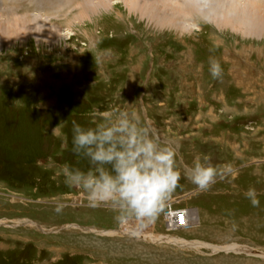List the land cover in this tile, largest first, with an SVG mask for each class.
I'll return each instance as SVG.
<instances>
[{
	"label": "rangeland",
	"instance_id": "obj_1",
	"mask_svg": "<svg viewBox=\"0 0 264 264\" xmlns=\"http://www.w3.org/2000/svg\"><path fill=\"white\" fill-rule=\"evenodd\" d=\"M103 1L0 0V33L26 25L0 43V264H264V34L218 26L195 0L180 24L156 15L179 0ZM114 110L176 149V188L153 220L130 224L157 241L119 234L110 205L64 183L61 165L88 167L72 121ZM196 156L217 169L205 191L184 175ZM169 202L196 209L191 227L166 230Z\"/></svg>",
	"mask_w": 264,
	"mask_h": 264
},
{
	"label": "clouds",
	"instance_id": "obj_2",
	"mask_svg": "<svg viewBox=\"0 0 264 264\" xmlns=\"http://www.w3.org/2000/svg\"><path fill=\"white\" fill-rule=\"evenodd\" d=\"M208 65L212 78H219L220 63L209 58ZM52 132L56 134V128ZM71 142L73 153L87 159L88 167L84 170L64 163L60 166L64 183L83 190L91 207L110 205L118 223L153 220L180 179L175 147L161 142L135 112H105L94 126L73 120ZM184 175L198 190L205 191L214 182L217 169L207 157L202 160L196 156ZM244 195L253 207L259 206L254 187Z\"/></svg>",
	"mask_w": 264,
	"mask_h": 264
},
{
	"label": "bare ground",
	"instance_id": "obj_3",
	"mask_svg": "<svg viewBox=\"0 0 264 264\" xmlns=\"http://www.w3.org/2000/svg\"><path fill=\"white\" fill-rule=\"evenodd\" d=\"M140 1L141 0L138 1V4L140 3ZM195 1H198V0H195ZM195 1H194V4L192 6L189 5L188 8L190 10L191 9L194 10L198 6L199 8L205 9L204 12L208 13L209 18L214 19L218 26H222V25L230 26V27L243 31L244 33L256 34L259 36L264 34V13L262 14L259 12L260 10H264V0H224L222 1L223 7L217 6V8L215 9L214 8L207 9L206 7H203V5ZM87 2H88L87 7H89L87 11H95V10L98 11L97 7L99 5H104V6L107 5V2L105 3V1L103 0L99 2L98 4L92 3V0H91L92 5L89 4L90 0H87ZM185 2L187 3V0H179V2H177L179 4H176L175 7L171 4L170 5L164 4L163 8H165L166 10L159 9L160 11H158L156 15L158 16L159 13L161 14L160 21L161 20L165 22L169 21L171 22V24H180L183 20L180 14L181 13L185 14V10L182 9V7H184L185 5V4L184 5L182 4ZM254 6L255 7L261 6V7L256 10L249 9ZM150 7H152V5ZM19 20H20L19 25L16 27L2 28L5 31L3 30L4 32L0 33V43L1 44L2 42L8 40L10 37L14 35H20L23 32V29L24 31H26L25 30L26 29L25 19L22 18ZM191 211L194 215V219L196 220L198 218L196 209H191ZM116 231L122 235L140 236L144 239L151 240V241H153L154 239L158 237L156 233L141 232V231H136L135 229H129L128 231H126V230L117 228ZM154 241H157V240H154Z\"/></svg>",
	"mask_w": 264,
	"mask_h": 264
},
{
	"label": "built area",
	"instance_id": "obj_4",
	"mask_svg": "<svg viewBox=\"0 0 264 264\" xmlns=\"http://www.w3.org/2000/svg\"><path fill=\"white\" fill-rule=\"evenodd\" d=\"M164 225L167 231L183 230L191 227L194 221V215L190 208L180 207L174 202H169L164 206L163 211ZM123 230L125 227H132L130 224H121Z\"/></svg>",
	"mask_w": 264,
	"mask_h": 264
}]
</instances>
